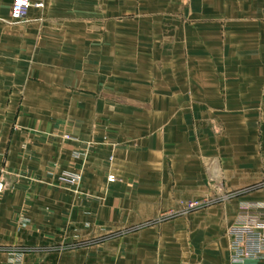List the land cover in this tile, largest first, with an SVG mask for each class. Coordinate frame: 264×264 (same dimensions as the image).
<instances>
[{"label": "crops", "instance_id": "crops-1", "mask_svg": "<svg viewBox=\"0 0 264 264\" xmlns=\"http://www.w3.org/2000/svg\"><path fill=\"white\" fill-rule=\"evenodd\" d=\"M32 1L0 0V264H264L227 236L264 201V0Z\"/></svg>", "mask_w": 264, "mask_h": 264}, {"label": "built area", "instance_id": "built-area-1", "mask_svg": "<svg viewBox=\"0 0 264 264\" xmlns=\"http://www.w3.org/2000/svg\"><path fill=\"white\" fill-rule=\"evenodd\" d=\"M40 2L32 0H13L11 5V18L15 21H24L31 8H43ZM66 141L73 140L69 133H63ZM86 152L84 155H88ZM208 180L213 183L220 196L226 197L223 187L222 170L218 160H212L207 167ZM61 183L78 187L81 185L82 176L79 174H64ZM110 183L115 182L114 176H109ZM4 185L0 183V193ZM198 203H191L189 208H195ZM229 238V250L233 263H241L246 260H264V201H244L239 205V212L235 221L227 230ZM10 259L11 264H21L23 255L15 253Z\"/></svg>", "mask_w": 264, "mask_h": 264}]
</instances>
